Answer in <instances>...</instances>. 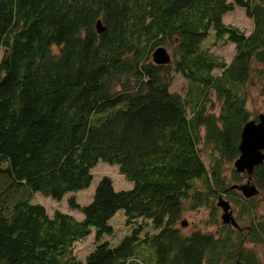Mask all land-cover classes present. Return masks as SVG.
Wrapping results in <instances>:
<instances>
[{"label": "trees", "instance_id": "16d2710c", "mask_svg": "<svg viewBox=\"0 0 264 264\" xmlns=\"http://www.w3.org/2000/svg\"><path fill=\"white\" fill-rule=\"evenodd\" d=\"M235 7L251 31L224 21ZM227 43L230 61L212 50ZM158 46L169 63L153 61ZM0 48V264H264V160L234 168L258 117L248 101L264 0H0ZM99 160L133 187L102 175L87 204L68 197L81 219L33 201L86 188ZM244 180L259 193L245 197ZM219 197L237 225L219 220ZM187 208L207 210V229L184 232ZM120 209L127 232L101 241ZM93 231L82 260L77 242Z\"/></svg>", "mask_w": 264, "mask_h": 264}, {"label": "rangeland", "instance_id": "374dc122", "mask_svg": "<svg viewBox=\"0 0 264 264\" xmlns=\"http://www.w3.org/2000/svg\"><path fill=\"white\" fill-rule=\"evenodd\" d=\"M224 21L227 23L235 24L238 27H240L243 30H246L247 32L251 31L253 26L252 19L246 15L244 8L235 7L232 9V11L227 12L224 14ZM212 50H214L216 53H218L221 56H224V58L227 61H230L231 57L234 54V45L232 43L223 44L220 46H213ZM3 50L0 48V58L2 57ZM1 60V59H0ZM261 70L263 72L262 76L259 77L256 75V72H254V76L251 79V84L249 86V92H250V98H249V106L253 110L254 114L259 115V112H264V94L261 92V85L264 83V64H255V71ZM172 89L181 92L185 86V80L180 75L176 76V79L174 83L172 84ZM206 160V159H205ZM208 161V160H206ZM93 173V180L91 183L86 186V188L75 190V192H68L64 195L61 199H53L52 197L45 195L41 192H36L33 196V201L39 202L41 204H44L46 207V211H48V214L50 216H53L55 213V210H60L63 212H68L73 214L78 219L83 218V213L78 208L74 209L71 208L69 204L68 197L70 195H75V198L78 200L80 204H87L90 202L93 198L94 191L96 189V184L98 180L102 177V175H110L113 180V186L116 190L119 189H130L133 187V182L131 180H128L124 175L121 174L119 170V165L117 164H111L109 162H104L103 160H99L96 163V166L92 169ZM244 182H247L244 180ZM227 201H229L227 199ZM231 203V209L232 214L234 217H236V206L234 203L229 201ZM222 213L223 209L220 206L218 214H219V220L222 221ZM258 213L263 215L264 220V201L262 204H260L258 208ZM208 217L207 210L201 209L197 211L189 210L188 208L185 210L183 214V218L181 221H186L187 224L180 227L184 230V232L191 231L193 229H197L198 227H201L202 229H207L204 225V220ZM123 218V210L120 209L113 217H112V223L115 226L116 234L115 236L111 237V235H103L100 237V240H109L111 238V241L118 242V240L121 238V236L127 232V230H124L123 225L121 223ZM212 228V226H210ZM212 229H216L215 227ZM110 241V240H109ZM96 239V232L93 231L88 236L81 241L77 242L76 245V254L84 260L86 256L89 254V251L92 250L95 245L97 244ZM253 248H255L258 252V254H262V245L254 244Z\"/></svg>", "mask_w": 264, "mask_h": 264}, {"label": "water", "instance_id": "95a60500", "mask_svg": "<svg viewBox=\"0 0 264 264\" xmlns=\"http://www.w3.org/2000/svg\"><path fill=\"white\" fill-rule=\"evenodd\" d=\"M98 32L104 29L102 22L97 21ZM152 59L155 63L167 64L171 60V53L164 46H158L152 52ZM241 140L239 143L240 154L234 162V168L238 172H247L250 174L255 165L260 164L264 160V112H259L257 118H252L244 124L241 132ZM243 192L245 197H251L259 193L258 188L252 181L235 185ZM218 206L223 209L222 220L224 223L237 225L232 214L231 203L222 197L217 201ZM182 226L186 225V221H181Z\"/></svg>", "mask_w": 264, "mask_h": 264}, {"label": "bare ground", "instance_id": "6f19581e", "mask_svg": "<svg viewBox=\"0 0 264 264\" xmlns=\"http://www.w3.org/2000/svg\"><path fill=\"white\" fill-rule=\"evenodd\" d=\"M248 182V181H247ZM247 182H243V183H247Z\"/></svg>", "mask_w": 264, "mask_h": 264}, {"label": "flooded vegetation", "instance_id": "af4514ba", "mask_svg": "<svg viewBox=\"0 0 264 264\" xmlns=\"http://www.w3.org/2000/svg\"><path fill=\"white\" fill-rule=\"evenodd\" d=\"M235 218V217H234ZM223 221V220H222ZM224 223V222H223Z\"/></svg>", "mask_w": 264, "mask_h": 264}]
</instances>
